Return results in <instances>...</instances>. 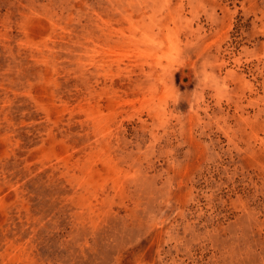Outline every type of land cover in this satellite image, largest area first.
<instances>
[{"label": "rangeland", "instance_id": "374dc122", "mask_svg": "<svg viewBox=\"0 0 264 264\" xmlns=\"http://www.w3.org/2000/svg\"><path fill=\"white\" fill-rule=\"evenodd\" d=\"M0 264H264V0H0Z\"/></svg>", "mask_w": 264, "mask_h": 264}]
</instances>
